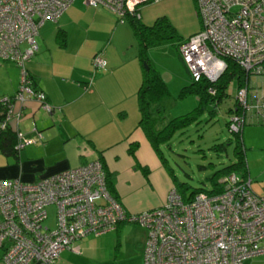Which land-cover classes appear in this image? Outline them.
<instances>
[{"label": "built area", "instance_id": "built-area-1", "mask_svg": "<svg viewBox=\"0 0 264 264\" xmlns=\"http://www.w3.org/2000/svg\"><path fill=\"white\" fill-rule=\"evenodd\" d=\"M72 1L0 0V59L19 68L16 91L0 97V131L14 130L16 152L40 138L34 128L30 137L18 130L22 104L34 100L51 111L44 94L31 86L24 64L36 51L40 25L55 22ZM148 1L154 0H82L108 9L119 22L139 18V5ZM194 3L199 28L178 45L191 80L214 82L225 68L224 58L234 61L246 76L235 89L226 129L237 133L251 120L264 123V89L250 82L264 73V0ZM91 63L104 68L102 53H94ZM218 182L220 192L201 191L188 201L172 186L159 206L130 213L107 192L98 159L30 182L0 179V263L56 264L61 250L78 252L74 241L123 223L145 230L142 264H241L264 254V197L252 191L248 175L231 172ZM49 206L51 226L46 223Z\"/></svg>", "mask_w": 264, "mask_h": 264}, {"label": "crops", "instance_id": "crops-1", "mask_svg": "<svg viewBox=\"0 0 264 264\" xmlns=\"http://www.w3.org/2000/svg\"><path fill=\"white\" fill-rule=\"evenodd\" d=\"M124 21H117L106 8L73 0L55 22L40 25L36 51L24 68L31 86L44 94L51 111H44L34 100L22 104L18 130L30 137L34 128L40 138L14 155L0 153L14 159L13 163L0 162V179L18 177L30 182L98 159L112 175L117 201L125 211L137 213L164 202L172 183L137 124L136 90L142 72L128 44L131 28ZM115 39L125 47L124 52L108 54ZM96 52L102 53L104 68H93L91 57ZM18 82V66L0 59V97L11 96ZM254 84L264 89V73ZM17 108L15 103L13 111ZM240 139L246 149L264 153V123H245ZM132 144L136 147L130 155ZM253 185L250 178L252 191L264 196V189ZM82 243H72L78 252L61 250L56 264L78 262Z\"/></svg>", "mask_w": 264, "mask_h": 264}, {"label": "rangeland", "instance_id": "rangeland-1", "mask_svg": "<svg viewBox=\"0 0 264 264\" xmlns=\"http://www.w3.org/2000/svg\"><path fill=\"white\" fill-rule=\"evenodd\" d=\"M138 8L140 23L150 25L155 18L164 16L180 38V41L173 39L149 45L145 56L147 62L158 72L167 89L168 94L161 101L165 120L188 113L196 106L197 98L192 94L178 96L180 88L188 85L191 79L180 58L177 43L199 28L194 0H154L145 2ZM122 24L129 29L127 20ZM129 35L128 44H131L136 53L135 40L131 32ZM124 49L125 47L122 49L120 42L115 39L114 44L108 49V54L122 53ZM254 79L256 77L250 79L252 84ZM235 89L236 85L231 80L225 90V97L214 107V113L208 111L211 108L208 105L197 121H192L181 130L173 132L167 143L160 146L167 168L178 182L189 187L185 190L186 193L192 188L208 189L210 175L234 159L232 153L234 136L228 132L225 123L229 117L227 109L234 104ZM246 146L245 142L241 145L244 148L243 157L252 185L256 184V187L264 189V153L259 154L254 150L246 149ZM153 156L169 177L158 157ZM1 161L13 163L14 159L0 154ZM256 173L258 174L255 176ZM169 179L172 183L170 177ZM47 212L46 223L51 226L52 207L49 206ZM144 239V228L132 223H124L111 232L83 237L78 239L83 243L80 246V260L75 261V264H142ZM248 259L241 264H264V254Z\"/></svg>", "mask_w": 264, "mask_h": 264}, {"label": "trees", "instance_id": "trees-1", "mask_svg": "<svg viewBox=\"0 0 264 264\" xmlns=\"http://www.w3.org/2000/svg\"><path fill=\"white\" fill-rule=\"evenodd\" d=\"M125 20L128 21L136 43V57L141 65L142 72L141 81L136 90L137 109L139 112L137 124L142 130L152 151L158 157L161 165L165 167V170L171 178L172 184L175 190L179 193L181 199L183 201H188L194 194L201 191L207 194L220 192L222 186L218 180L231 172L246 176L247 170L243 157V147H241L240 132L231 133L234 136L232 147V153L234 156L233 161L228 165L215 170L210 175L208 178L210 183L208 189L192 188L186 193L185 190L189 189V187L186 184L177 181L175 176L165 165V160L160 150V146L167 143L173 132L181 130L192 121H197L200 114L203 113L208 105L211 106L208 111L214 113V107L219 104L223 97H225V90L230 81L233 80L236 87L242 86L245 81V72L234 61L224 58L225 68L214 82H209L204 78H200L197 81L191 80L188 85H184L180 88L178 96L180 97L183 94H192L196 96V106L188 113L165 120L161 101L167 96V89L158 72L147 62L145 51L149 45L171 41L173 39L180 41V38L176 34L174 27L164 16L155 18L150 25H144L139 22V18L131 16H126ZM179 43L180 42L177 43V46ZM209 89L213 91L212 94L209 93ZM227 111L230 112L231 109L229 108ZM1 117L2 115H0V118ZM225 125H227V122ZM14 143L15 133L11 127L0 131V153L4 155L16 154V151L13 149ZM135 147L136 144H132L128 147V153L130 155L133 153ZM99 162L104 171L106 190L110 196L117 200L113 188V177L105 170L103 163L100 160Z\"/></svg>", "mask_w": 264, "mask_h": 264}, {"label": "clouds", "instance_id": "clouds-1", "mask_svg": "<svg viewBox=\"0 0 264 264\" xmlns=\"http://www.w3.org/2000/svg\"><path fill=\"white\" fill-rule=\"evenodd\" d=\"M231 109V108H230ZM230 113V112H229Z\"/></svg>", "mask_w": 264, "mask_h": 264}]
</instances>
